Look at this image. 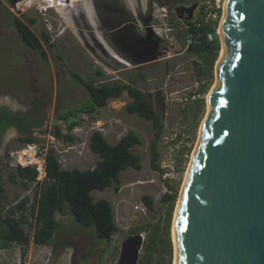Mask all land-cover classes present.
Returning a JSON list of instances; mask_svg holds the SVG:
<instances>
[{"label":"rangeland","instance_id":"obj_1","mask_svg":"<svg viewBox=\"0 0 264 264\" xmlns=\"http://www.w3.org/2000/svg\"><path fill=\"white\" fill-rule=\"evenodd\" d=\"M124 2L71 0L58 12L49 9L46 14H40L30 9L19 14L24 22L29 17L35 18L36 22L30 28L39 38L41 32H49L45 18L52 23L48 35L54 46L48 47L43 42L46 60L22 43L11 21L14 14L11 6L6 1L0 3V105L24 113L37 109L44 115L42 124L28 134L37 138L39 146L57 156L62 169H90L96 164L99 157L89 149V138L94 130L101 131L111 144L128 130L142 140L141 144L132 147V151L140 156L141 169L127 167L121 171L118 191L114 189V183L103 190L91 191L94 201L104 198L112 204L119 230L110 240L98 238L93 226L79 225L70 212H57L55 218L60 222V228L54 237L55 246H36L32 240L24 247L11 243L0 248V264H116L121 242L136 233L144 236L137 264H174L172 224L175 209L202 122L209 112L207 96L216 83L215 67L222 45L217 34L219 50L211 67L205 64V56H197L188 49L181 50L177 45L167 46L164 52L156 48L152 30L146 26L152 5H167L171 9V21H174L177 20L176 6H189L200 0H181V3L135 0L133 15L127 12ZM200 7L198 4L194 11L196 15H199ZM223 13L224 10L219 12L217 28ZM61 30L56 36L55 33ZM173 35L180 41V34ZM68 69L96 85L112 84L114 80L135 81L132 85L143 91L163 123L157 144L161 170L150 165V143L154 139L151 121L126 112L125 106L131 101L126 91L93 113L75 114L77 125L70 131L65 122L56 121L58 113L78 108L89 99L86 90L70 76ZM96 71H101L102 75H97ZM54 123L60 126L62 134L69 133L73 140L53 136L50 129ZM14 135L16 132L12 128L7 129L5 136L9 141L5 140L2 145L5 148L1 152L3 162L0 166V185L4 194L2 212L6 214L8 208L27 198L24 215L25 223L30 227L33 222L31 205L43 179L36 178L28 184L10 180L9 172L14 168L7 163L5 154L27 144ZM167 192H175L173 202L163 200ZM143 196L152 200L151 208Z\"/></svg>","mask_w":264,"mask_h":264},{"label":"water","instance_id":"obj_2","mask_svg":"<svg viewBox=\"0 0 264 264\" xmlns=\"http://www.w3.org/2000/svg\"><path fill=\"white\" fill-rule=\"evenodd\" d=\"M196 7L175 13L191 19ZM219 31L209 112L173 220L175 264H264V0H226ZM143 241L128 235L116 264H137Z\"/></svg>","mask_w":264,"mask_h":264},{"label":"trees","instance_id":"obj_3","mask_svg":"<svg viewBox=\"0 0 264 264\" xmlns=\"http://www.w3.org/2000/svg\"><path fill=\"white\" fill-rule=\"evenodd\" d=\"M18 0H6L10 6ZM181 3V0H175ZM1 3V1H0ZM199 20H202L199 16ZM11 21L22 43L32 50L39 53L42 60L47 59L43 42L48 47L54 45L50 42L47 32H41L39 38L30 28L36 20L33 17L27 18V22L21 20L18 16L12 15ZM200 29L214 33V38L210 42L202 41L199 44H192L188 51L195 53L197 56H205L204 62L211 67L216 59L219 50V39L215 30L207 24H202ZM191 31L195 30L192 26ZM198 67L199 64L195 62ZM70 76L82 86L88 96V102L82 106L69 109L58 113L57 119L66 123L67 130L70 131L77 125L75 114L93 113L97 108L104 107L111 99H116L126 91L131 101L126 104L125 110L128 113H136L139 116L151 121L154 129V139L150 143V165L153 169L161 170L158 164L159 153L157 149L158 140L163 132V123L160 115L147 102L142 90L132 85L135 81L121 82L114 80L112 84L100 83L94 84L93 81L84 79L78 73L68 69ZM97 75H102L101 71H96ZM143 77V75H140ZM203 88L200 89L203 92ZM22 120V122H21ZM31 122L20 115L19 112L13 113L6 107L0 108V135L5 128L14 126L23 134L17 138L22 143L36 142L37 138L30 133ZM24 126L27 128L25 129ZM53 136L72 141L73 137L69 133L62 134L60 126L56 123L50 129ZM142 143L141 138L133 131L128 130L122 134L116 143L111 144L103 136L101 131H92L89 138V149L98 155L99 159L90 169H62L57 156L53 152H48L45 156V177L40 182V188L34 203L31 205V214L33 222L30 227H34L32 242L36 246L52 245L55 246L54 237L60 228V222L56 220L55 214L70 212L74 220L82 227L93 226L95 235L100 239L110 240L119 230L113 216L112 204L104 198L93 200L91 191L95 189L103 190L106 187L115 184L114 189L118 191L121 186V171L127 167L135 170L141 169L140 156L132 151V147ZM3 162V156H0V166ZM37 170L32 166L17 165L14 170L9 172V178L13 182L28 184L36 180ZM3 188L0 185L1 200ZM146 205L151 208L152 200L148 196H143ZM164 201L173 202L174 193H165ZM28 199H22L16 206L7 209L3 214L2 205L0 206V248H6L11 243L19 246H26L30 237L24 232L23 224L26 218L22 212L18 216L15 214L24 210Z\"/></svg>","mask_w":264,"mask_h":264},{"label":"built area","instance_id":"obj_4","mask_svg":"<svg viewBox=\"0 0 264 264\" xmlns=\"http://www.w3.org/2000/svg\"><path fill=\"white\" fill-rule=\"evenodd\" d=\"M68 2L71 3V0H18L11 6V10L16 16L30 9L36 10L40 14H46L49 9H54L58 12L59 9L63 8ZM198 4L201 5L199 8L201 10L199 11V15L193 12L192 18L186 19L180 18L175 13L177 20L174 21H171V9L167 5H152L149 12V21L146 26L152 30V35L154 40L158 42L160 51H166L167 46L171 45H177L181 50H185L192 44H199L202 41H212L214 33L209 30L203 32L200 29L202 24L209 25L210 28L215 30V34H218L216 31L218 29V16L219 12L223 10L224 0H200V2L197 3V7ZM200 15L202 20H199ZM45 20L46 29L51 33L50 30H52L53 27L52 23L46 18ZM216 22L217 25H215ZM192 26L195 28L193 31L190 30ZM61 32L62 30L55 33V35L57 34L56 36H58ZM173 33L181 35L180 41L177 35L174 36ZM167 53L168 51L166 54ZM7 152L8 155H5L8 158L7 163L9 166L13 168H16L17 165L32 166L37 170V179H43L45 177V156L48 151H46L44 147L39 146L36 142H31L19 149L8 150ZM29 152L32 153V158L28 156ZM19 154H22L24 161L18 159ZM24 213L26 214L25 210L23 214ZM27 224L28 223L23 224L24 232L28 234L30 240H32L34 227H27Z\"/></svg>","mask_w":264,"mask_h":264},{"label":"flooded vegetation","instance_id":"obj_5","mask_svg":"<svg viewBox=\"0 0 264 264\" xmlns=\"http://www.w3.org/2000/svg\"><path fill=\"white\" fill-rule=\"evenodd\" d=\"M0 1L3 2L6 0H0ZM1 107H6L8 110H11L13 113L18 112V111H15L14 109H11L10 107H8L6 105H0V108ZM19 113H20V115L24 116L25 119H27L28 121L31 122V125H29V128H31V129L35 128V127H39L42 124L41 122L43 121L42 119H43L44 115L42 113L41 114L38 113L37 109L30 110L27 113H24V112H19ZM21 122H22V120H21ZM10 128H12L16 132V135H14L16 139L19 138L20 136H23V134L21 132H19L18 129L14 126H10L8 128H5L4 131L0 135V156L2 155V153L5 149L3 147L4 146L3 143L5 142V140H8V139H6L5 132L7 129H10ZM24 128L26 129L27 126L26 127L24 126ZM14 136H12V137H14Z\"/></svg>","mask_w":264,"mask_h":264},{"label":"bare ground","instance_id":"obj_6","mask_svg":"<svg viewBox=\"0 0 264 264\" xmlns=\"http://www.w3.org/2000/svg\"><path fill=\"white\" fill-rule=\"evenodd\" d=\"M225 2H226V0H224V5H223V10H224V7H225ZM67 6V5H66ZM221 21H222V19H221ZM220 24H221V22H220ZM220 24H219V28L217 29V32H218V34H219V36H220V39H221V34H220V31H218L219 29H220ZM222 45V44H221ZM221 49H222V47H221ZM221 53H222V50H221ZM220 56H221V54H220ZM116 56H114V58H115ZM220 58V57H219ZM219 60V59H218ZM218 60H217V62H218ZM216 62V63H217ZM215 86V85H214ZM214 86L212 87V89L209 91V93H208V95L210 94V92L213 90V88H214ZM207 103H208V106H209V102H208V96H207ZM208 110H209V107H208ZM206 116V115H205ZM204 121V120H203ZM203 123V122H202ZM202 126V125H201ZM200 131H201V128H200ZM199 135H200V132H199ZM26 153V152H25ZM24 153V154H25ZM28 156H31V158H32V153H28ZM18 159L20 160V161H24V159H23V156H22V154H19V156H18ZM188 171V170H187ZM186 174H187V172H186ZM185 178H186V176H185ZM185 181V180H184ZM175 211H176V209H175ZM175 215V214H174ZM172 236H173V224H172ZM143 238H144V236H143ZM173 241H174V239H173ZM173 244H174V242H173ZM175 262H176V251H175V260H174V264H175Z\"/></svg>","mask_w":264,"mask_h":264},{"label":"crops","instance_id":"obj_7","mask_svg":"<svg viewBox=\"0 0 264 264\" xmlns=\"http://www.w3.org/2000/svg\"><path fill=\"white\" fill-rule=\"evenodd\" d=\"M90 1V0H89ZM135 0H125V7H126V10H127V12H129V13H131L132 15H133V13H135V2H134ZM144 0H141V2H143ZM117 12V11H116ZM130 14V15H131ZM107 20H108V18H107ZM148 20H149V14H148ZM122 62V61H121ZM123 63V62H122Z\"/></svg>","mask_w":264,"mask_h":264}]
</instances>
